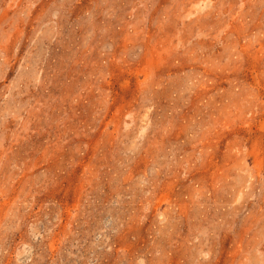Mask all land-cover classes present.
Instances as JSON below:
<instances>
[{
  "label": "rangeland",
  "instance_id": "374dc122",
  "mask_svg": "<svg viewBox=\"0 0 264 264\" xmlns=\"http://www.w3.org/2000/svg\"><path fill=\"white\" fill-rule=\"evenodd\" d=\"M0 264H264V0H0Z\"/></svg>",
  "mask_w": 264,
  "mask_h": 264
}]
</instances>
